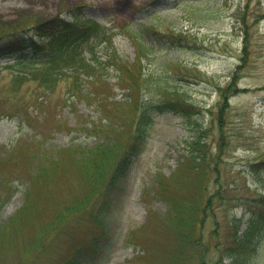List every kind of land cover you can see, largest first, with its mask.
I'll return each mask as SVG.
<instances>
[{"label": "rangeland", "instance_id": "374dc122", "mask_svg": "<svg viewBox=\"0 0 264 264\" xmlns=\"http://www.w3.org/2000/svg\"><path fill=\"white\" fill-rule=\"evenodd\" d=\"M73 10L114 28L113 43L100 49L103 61L115 53L134 61L138 40L151 41L142 58L148 85L139 92L149 121L141 124V138L131 139L105 199L92 202L95 216L83 211L59 229L60 216L88 184L79 159L62 151L101 143L103 126L122 130L134 95L112 63L103 78L86 80L80 97L68 90L71 78L52 92L27 79L13 93L7 87L17 69L7 64L19 50L0 49V96L21 103L33 120L29 124L23 110L0 115V264H176L175 232L163 218L169 204L155 184L160 173L178 167L199 126L208 130L213 152L220 149L209 191L234 198L216 202L206 214L199 231L202 258L185 244L183 264H232L236 258L235 264H264V232L241 257L228 249L254 215L264 214V0H0V22L39 15L51 24L71 20ZM153 21L157 31L148 28ZM58 32L48 29L37 42ZM162 83L186 91V103L199 113L189 118L158 109ZM60 152L46 178L32 181L48 166V154ZM24 206L23 219L3 228Z\"/></svg>", "mask_w": 264, "mask_h": 264}, {"label": "trees", "instance_id": "16d2710c", "mask_svg": "<svg viewBox=\"0 0 264 264\" xmlns=\"http://www.w3.org/2000/svg\"><path fill=\"white\" fill-rule=\"evenodd\" d=\"M70 16L71 21L61 19L51 24H46L45 19L43 20L39 15L23 16L12 24L0 22V49L19 50V54L7 64V67L17 69L7 87L13 93L18 92L20 86L27 79L37 81L39 87L52 92L60 80L71 78L68 90L72 96L80 97L79 93L85 89L86 80L90 77L95 80L99 76L103 78V75L111 67V65L106 64L112 63V66L119 69L122 79L128 83L127 86L134 95L131 100L134 108L131 106L132 110L130 109L125 115L126 119L122 123V130L112 126H103L107 127V131L102 132L103 140L101 143L87 149H82L79 147L80 145L67 146L62 151V155L67 154V156H74L79 159L80 167L84 169V172L86 171L88 184H86L82 194L77 195L65 214L60 216L59 229H62L64 225L68 226L72 221L79 218L83 211L92 213V217L95 216L92 202L96 197L97 202L104 198L109 188L114 186L113 183L121 170L119 169L120 159L127 157L126 148L131 139L133 137L135 139L141 138V124L149 121L148 111L141 103L139 92L144 91L148 85V78L145 77L146 74L143 71L142 58L146 57L144 51H146L147 46L150 45L151 47V41L145 42L142 38L138 40L140 42H138L140 54L134 61L122 60L115 53L110 56V62H106L102 60L99 52L103 46L113 43L116 34L114 28L85 17L80 10L71 11ZM160 19L158 18V20ZM154 22H151L148 28L152 30L153 27L157 31L158 24L156 25ZM161 22L164 23V20L161 19ZM56 28L59 29V32L52 34L49 39L41 42L35 40L36 35L41 38L48 29ZM167 29L171 30L170 27ZM247 39L249 41V38ZM242 61H244L243 58ZM244 66L243 64L239 65L241 68ZM198 73L202 72L198 71ZM193 77L199 78V74H195ZM221 90L226 92L222 94L223 98L226 99V89L222 88ZM157 91L162 97L158 109L183 112L189 118L199 113V111L192 110L191 105L186 103L190 96L177 85L171 86L162 83ZM1 96L0 115H13L17 111L23 110L28 123L33 124V120L21 103L10 102L8 94L5 97ZM221 114L219 119L222 117ZM135 122L137 126H134ZM98 127L100 126L95 125L94 127L96 133H99ZM136 131L140 136L136 134ZM208 135V130L199 126L198 131L190 141L189 152L183 155V160L178 167L170 175L160 173L156 179V191L169 204L167 214L163 218L164 225L170 231L175 232V240L173 241L174 244L176 243V248H173L171 254H173L172 257L176 264H183L188 260V247L185 244L189 245L199 255L200 259L202 258L198 248L200 246L199 231L206 214L213 212L216 202L220 201L221 204H224L234 198L232 195L225 194V191L215 192L214 195L209 191L210 176L218 172V150L220 151V149L218 147L217 152H213L215 150L211 146ZM37 150L39 149L37 148ZM60 156L61 152L58 156L48 154V159L45 160V164L48 166L39 169L31 180L39 181L46 178L49 171L58 164ZM260 163L263 164L264 159ZM260 166L263 167L264 165ZM31 197L32 194L29 195L26 202L31 203ZM259 197L264 203V194ZM25 207L11 216L10 222L8 221L9 223L7 222L8 224H5L3 228L9 227L10 223L16 219H23L21 217L24 214L21 212L24 211ZM260 215L252 217L241 240L234 241L228 247L230 251L237 252L241 257L255 249L256 239L264 232V214L262 211H260ZM170 223L174 226H170ZM239 260L240 258H236L232 264L239 262Z\"/></svg>", "mask_w": 264, "mask_h": 264}]
</instances>
